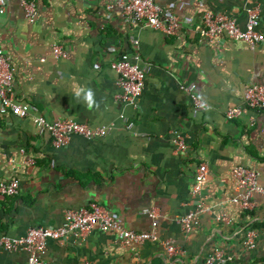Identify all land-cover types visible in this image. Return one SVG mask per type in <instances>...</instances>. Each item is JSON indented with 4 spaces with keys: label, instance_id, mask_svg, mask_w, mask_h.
I'll use <instances>...</instances> for the list:
<instances>
[{
    "label": "crops",
    "instance_id": "0c3cea01",
    "mask_svg": "<svg viewBox=\"0 0 264 264\" xmlns=\"http://www.w3.org/2000/svg\"><path fill=\"white\" fill-rule=\"evenodd\" d=\"M36 1L34 22L20 0H8L0 16V49L15 67L17 99L35 103L48 120L75 119L110 132L95 139L73 134L67 145L54 148L50 132L33 116L0 115V180L18 178L21 184L18 194L0 201V236L57 227L66 209L93 202L127 227L148 231L151 217L142 210L156 207L160 237L174 238L183 253L171 258L154 241L123 245L115 232L96 228L81 240L50 238L48 264H204L217 246L235 254L226 264H264V194L255 195L249 210L230 200L237 165L258 171L264 185V112L244 105L246 85L264 83V42L252 49L244 40L212 41L198 31L206 11H224L245 28L247 7L258 2L264 32V0H159L173 4L181 20L180 32L171 36L144 22L127 23L115 0ZM132 35L139 39L137 46ZM55 45L67 48L69 56L58 58ZM122 52L139 53L141 63L150 66L136 105L117 99L111 61ZM189 81L197 82L206 109L195 107L181 89V82ZM80 88L93 89L96 105L89 108L83 96H76ZM235 105L243 111L228 119L226 110ZM177 130L188 140L182 152L173 142ZM201 162L209 164L203 195L213 208L187 232L174 217L197 205L192 184ZM221 213L232 223L217 221ZM252 226L259 232L256 249L244 244ZM27 259L24 249H0V264H26Z\"/></svg>",
    "mask_w": 264,
    "mask_h": 264
},
{
    "label": "built area",
    "instance_id": "2783aa9c",
    "mask_svg": "<svg viewBox=\"0 0 264 264\" xmlns=\"http://www.w3.org/2000/svg\"><path fill=\"white\" fill-rule=\"evenodd\" d=\"M8 0H0V16L7 10ZM25 9L26 17L34 22L38 16L36 0H20ZM115 5L122 9L124 19L131 25L144 22L154 29L162 31L166 36L177 35L180 32L181 20L175 12L174 5H162L159 0H115ZM113 5H109L112 7ZM248 20L245 28L238 25L233 17L226 12L206 11L200 19L199 34L209 40H218L223 36L230 39L244 40L250 48L255 49L264 42V32L259 28L261 5L256 2L247 7ZM192 22V19H187ZM190 24V23H189ZM134 45L139 44V39L131 36ZM58 58H66L69 51L62 45L54 46ZM111 67L117 73V84L120 92L117 99L124 104L136 105L137 99L144 91L147 73L150 66L141 63V56L136 52H122L111 61ZM15 67L11 59L0 49V115L12 113L20 117L33 116L35 122L42 130H47L52 136L54 148L67 145L73 134H80L88 139L103 138L110 132L106 126H91L88 122L75 119L48 120L35 103L17 99L14 90ZM180 87L186 91L194 104L199 109H206L208 104L203 100L197 90V82H181ZM244 105L251 109L264 112V83L250 82L244 90ZM242 105L231 106L226 110V117L234 119L241 115ZM255 117H251L253 124ZM134 123L129 121L128 128ZM173 142L177 152L188 148L187 136L180 131H174ZM235 193L230 198L244 209H252L255 206L256 194H264V185L259 180V172L246 165H237L234 170ZM209 176V164L201 162L197 166L192 193L197 196V205L187 213L174 217L176 223L190 232L201 224V216L212 210L213 206L207 202L203 195V187ZM21 184L18 178L0 180V201L8 196L20 192ZM143 213L151 217V229L138 231L127 227L116 214L99 203L93 202L89 206L77 209L65 210L64 222L57 227L35 226L30 227L23 235L0 236V249L7 251L26 250L28 259L26 264H48L46 259L47 244L50 238L66 241L69 237L84 239L90 232L98 228L103 231H113L123 245L142 244L146 241L158 242L165 249L169 257L183 253L182 248L172 237L161 238L158 233L160 213L156 207H146ZM217 221L230 224L232 219L221 213L216 217ZM244 240L245 247L256 249L258 246L259 232L255 228H247ZM235 260V254L229 252L223 246H217L206 257L204 264H226ZM84 264H93L86 261ZM173 264V263H168Z\"/></svg>",
    "mask_w": 264,
    "mask_h": 264
},
{
    "label": "clouds",
    "instance_id": "9594fccd",
    "mask_svg": "<svg viewBox=\"0 0 264 264\" xmlns=\"http://www.w3.org/2000/svg\"><path fill=\"white\" fill-rule=\"evenodd\" d=\"M76 96L80 97L83 96L84 101L87 103V106L89 108H92L94 105H96V100H95V93L93 89L91 88H80L76 90Z\"/></svg>",
    "mask_w": 264,
    "mask_h": 264
},
{
    "label": "trees",
    "instance_id": "16d2710c",
    "mask_svg": "<svg viewBox=\"0 0 264 264\" xmlns=\"http://www.w3.org/2000/svg\"><path fill=\"white\" fill-rule=\"evenodd\" d=\"M253 228H255L254 226H252Z\"/></svg>",
    "mask_w": 264,
    "mask_h": 264
}]
</instances>
